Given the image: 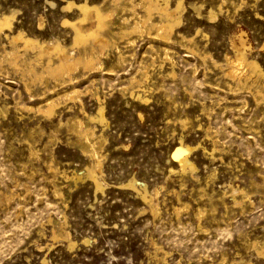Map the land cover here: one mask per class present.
Masks as SVG:
<instances>
[{
	"label": "rangeland",
	"instance_id": "rangeland-1",
	"mask_svg": "<svg viewBox=\"0 0 264 264\" xmlns=\"http://www.w3.org/2000/svg\"><path fill=\"white\" fill-rule=\"evenodd\" d=\"M69 1L113 10L97 69L30 81L21 68L41 71L47 57L22 50L12 66L1 36L0 264H264V77L249 72L243 86L223 70L243 42L264 71V0H181L168 40L147 27L122 35L132 7L147 15L142 0H0V14L77 55ZM136 79L148 100L130 94ZM49 99L51 114L40 109ZM82 125L96 130L90 144ZM181 141L196 170L176 162ZM92 149L103 189L88 176Z\"/></svg>",
	"mask_w": 264,
	"mask_h": 264
},
{
	"label": "bare ground",
	"instance_id": "bare-ground-1",
	"mask_svg": "<svg viewBox=\"0 0 264 264\" xmlns=\"http://www.w3.org/2000/svg\"><path fill=\"white\" fill-rule=\"evenodd\" d=\"M142 2H144V4H145L146 10H147V13H146L147 15L145 17H140L136 13L135 7H132L133 6L132 5L131 6L132 7V9H131L132 15L135 16L134 19H136V20L130 26H127V25L123 26L121 24L128 23L129 18L124 17L123 19H121V22H119V25L121 26L120 30H121L122 35H127L128 33H131L134 31H143L146 29L144 27H147L148 29H146V30H149V33H152L150 30L155 29V34L157 36H160L163 40L170 39L172 36L171 34L175 30V28L179 24H181V10L185 6L184 5L182 7L183 2L181 0H178L174 6H172L170 4V0H142ZM67 3L68 4H66V6L63 7L64 9L65 8H67V9L76 8L80 13V18L75 22H71L67 19L64 20L65 24L68 23L72 26L74 45L75 46L81 45L83 47L82 49H80V51L77 55H75L71 51L70 48L63 45V43L59 42L58 40H55V41L50 40L49 42H46V40L41 41V40H38L34 37H31L30 35L25 34V32H23V31L14 32L13 20H15L14 19L15 12L12 14H7V13L0 14V42H1V36L4 34L5 38L9 40V43L11 45L10 50H5V51H6V55L8 56V59L11 61V63H13V65L11 64L12 66H14V64H17V60H18L17 58H19L23 55V53H21L22 50L25 52L32 51L34 53V56L32 55L31 57H36L38 61H39V58L47 57V60L43 64L41 71H38L36 69V67L32 64V62L30 64H28L24 69L21 68L22 73L25 76H27V78L29 77L30 81L32 79L33 81L37 82L38 80H43L46 76L55 78L57 81H59L61 79H66V78H68L69 80H72L73 79V73L75 70H77L76 68L79 66H82L84 69H86L88 71H90L91 69H94L95 67H96L95 69H97V65L100 62H102L101 59H102L103 55L107 54V52L105 53L106 48L114 43L113 35H109V34L105 33L106 29L109 28V23H108L107 19L111 18V16L113 15V10L109 9V10L105 11V10H103V8L100 5H97L95 3L94 4L89 3L88 1H83V2H79V3L74 2V1H69ZM51 4L54 5L56 3L51 2ZM141 4L142 3H140V5ZM154 12H157L160 15L161 19L159 21H154V19H153V13ZM136 15H137V17H136ZM214 17H215V15L212 14L211 18H214ZM8 31L12 32L13 34L8 33ZM117 32L118 31H116V33ZM114 33H115V31H114ZM234 52H235L234 56H232V57L229 55H226L225 65L227 64L226 65L227 68L223 69V70H225L226 75L231 77L234 81H237V84H239V82L241 84V80L244 79V77L249 72H252V75H254V73H255L256 75H258V77H260V78L262 77V79H263L264 71L259 67V65L256 61L248 59V57L246 55V51H245V44L243 42H242V45H240V46L234 45ZM4 54H5V52H4ZM53 54H55L57 57L53 58L52 57ZM168 55L169 54H167V56ZM119 57H121V56H119ZM165 58L167 59V57H165ZM121 59H122V57H121ZM170 59H172V58H170ZM29 62L30 61H28V63ZM0 63H1V59H0ZM219 66H220V64H219ZM221 66H223V65L221 64ZM17 67H19V66H17ZM98 67H99V65H98ZM145 72H146V75H149V74H147V69ZM144 76H145V74H144ZM145 79H146V77H145ZM247 79H249V78H246V80ZM132 82H134V81H132ZM135 82H138V84L136 83V85H135ZM135 82H134V85L131 87L130 94L134 98L141 100V102L148 100L147 97L142 93V92H144V89L142 88V84H141L143 82V80L142 79L141 80L136 79ZM243 82H244V84L247 83V82L245 83V81H243ZM241 85H243V83ZM256 89H258V88H256ZM262 93H264V92H262ZM262 93H261V89L258 90L256 93V98L262 96ZM72 94L73 95L71 97H73V98H75V97L80 98L81 97V96L76 95L77 90H74ZM262 99H264V98H262ZM52 100H50V99L47 100L45 106H43L40 109L46 113H49V114L53 113L56 103L54 102V100L53 101ZM259 100L261 101L260 98H259ZM103 110H104L103 106H100L98 109V118L100 121H103V119H104ZM90 118L96 119L97 116H91L90 115ZM78 125H79V123H78ZM95 131L96 130H93L88 125H82L81 135H82V138L85 139L86 143H88V144L91 143V139H92L91 137L92 136L94 137V135L96 136ZM193 149H194V147H192L190 145H186L181 141L180 145L176 148V150L173 153V156H174L176 162L179 164L180 168L183 171H186L187 169L188 170L189 169L196 170V168H197L195 162L190 157V153L192 152ZM91 155L95 156L96 164L94 167L88 169V176H90L94 180L97 189H103L104 183H101L102 181H100V178H99L100 176H98L97 170H96L98 167H100L99 160H98V156L96 155V152L93 149H92ZM54 171H56V170H54ZM170 171L173 172V171H175V169L171 168ZM129 185L134 186L133 183H129ZM146 188L147 187H144L143 192H140L142 199L144 201L151 202V199H148V190ZM235 190L236 189H234L233 191H235ZM234 198L236 200V197H234ZM236 202H238V200H236ZM151 209H152L151 211L155 214L156 209L154 207H152ZM54 235H56V234H54ZM71 245H73V243ZM262 252H264V251H262Z\"/></svg>",
	"mask_w": 264,
	"mask_h": 264
}]
</instances>
